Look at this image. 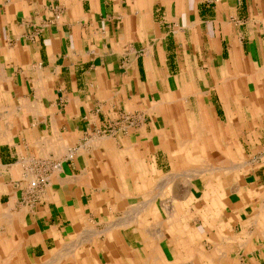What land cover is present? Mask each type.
<instances>
[{
	"label": "crops",
	"instance_id": "obj_1",
	"mask_svg": "<svg viewBox=\"0 0 264 264\" xmlns=\"http://www.w3.org/2000/svg\"><path fill=\"white\" fill-rule=\"evenodd\" d=\"M0 264H264V0H0Z\"/></svg>",
	"mask_w": 264,
	"mask_h": 264
},
{
	"label": "built area",
	"instance_id": "obj_2",
	"mask_svg": "<svg viewBox=\"0 0 264 264\" xmlns=\"http://www.w3.org/2000/svg\"><path fill=\"white\" fill-rule=\"evenodd\" d=\"M57 17V15L55 16ZM122 120H124L128 125H132L133 124V119L131 116L129 115H125ZM59 166V162H55L53 163L52 167L56 168ZM48 182V179H47V175L46 174H40L38 175L35 180L31 181L29 186L31 188H40L44 185H46Z\"/></svg>",
	"mask_w": 264,
	"mask_h": 264
}]
</instances>
